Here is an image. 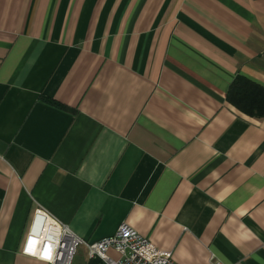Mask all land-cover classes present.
I'll return each instance as SVG.
<instances>
[{"label": "crops", "instance_id": "obj_1", "mask_svg": "<svg viewBox=\"0 0 264 264\" xmlns=\"http://www.w3.org/2000/svg\"><path fill=\"white\" fill-rule=\"evenodd\" d=\"M236 77L264 88V0H0V264H47L32 227L48 255L55 223L124 222L175 264H264V118Z\"/></svg>", "mask_w": 264, "mask_h": 264}, {"label": "built area", "instance_id": "obj_2", "mask_svg": "<svg viewBox=\"0 0 264 264\" xmlns=\"http://www.w3.org/2000/svg\"><path fill=\"white\" fill-rule=\"evenodd\" d=\"M51 222L55 223L52 220ZM55 224L58 234L48 255L44 251L46 244L43 238L32 232L33 227L25 240L23 253L47 264H71L77 250L84 247L88 261L98 259L103 264H175L170 252L157 249L126 222L122 223L112 236L93 243L76 237L66 226ZM111 251L115 257L109 255Z\"/></svg>", "mask_w": 264, "mask_h": 264}, {"label": "trees", "instance_id": "obj_3", "mask_svg": "<svg viewBox=\"0 0 264 264\" xmlns=\"http://www.w3.org/2000/svg\"><path fill=\"white\" fill-rule=\"evenodd\" d=\"M226 100L242 113L255 118H264V88L236 77L230 85Z\"/></svg>", "mask_w": 264, "mask_h": 264}, {"label": "rangeland", "instance_id": "obj_4", "mask_svg": "<svg viewBox=\"0 0 264 264\" xmlns=\"http://www.w3.org/2000/svg\"><path fill=\"white\" fill-rule=\"evenodd\" d=\"M79 253H80V251L78 252V255H79ZM78 255L75 257V259H74V263H73V264H75L76 261H78L79 264H81V262H82V258H81V256H78Z\"/></svg>", "mask_w": 264, "mask_h": 264}]
</instances>
